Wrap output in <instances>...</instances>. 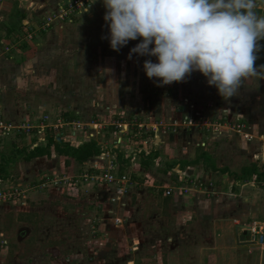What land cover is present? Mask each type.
<instances>
[{
  "label": "rangeland",
  "instance_id": "rangeland-1",
  "mask_svg": "<svg viewBox=\"0 0 264 264\" xmlns=\"http://www.w3.org/2000/svg\"><path fill=\"white\" fill-rule=\"evenodd\" d=\"M73 1L40 0L36 3L34 0V6L35 3L42 5L35 13L33 3L29 11L26 10L31 0H0V40L3 42L0 44V79L10 78L7 84L0 83V119L17 124L27 117L38 124L43 116L48 115L49 123L53 124L64 119L66 112H73L71 122L75 123L63 121L60 129H53L68 138L75 135L72 140L78 145L85 142V138L87 141L95 140L101 149V153L95 156L99 161L93 163L97 171L101 166L109 169L113 166L114 151L120 154L121 149L127 157H133L136 151L140 157L142 155V147L139 146L142 133L135 144L131 143L120 133L121 129L112 126L114 120L134 118L149 124L159 121L171 124L174 120L168 119L169 114H175L179 115L178 121L190 116L198 121L208 117L218 122L215 116L217 108L223 106L219 103L223 97L215 86L208 84L201 72L193 71L182 82L161 85L157 78L149 79L143 68L147 59L158 62L156 57L134 53L129 59L130 50L142 38L130 40L119 51L111 48L103 0H89L91 7L73 12L65 19L55 18L45 26L40 23L55 12L60 14L61 8L69 7ZM31 10L37 24L27 25L30 20L27 27L23 24L26 29L19 33L20 21L17 23L14 15L18 13L16 18L24 17L27 21ZM256 11L258 15H264V0H257ZM11 22L18 27L8 33ZM29 28H34L37 33H30ZM19 34L20 38L14 40L17 43H13L12 38L17 39ZM258 55L256 65L264 64V50ZM228 100L233 102V113H237L229 120L239 117L247 122V118L252 116L256 119L254 124L259 134L264 135V79L253 77L245 80L238 93ZM182 109L185 112L179 114ZM222 120L225 121L219 122V130L214 131L220 132L224 127L235 133L226 123V118ZM200 127L203 128H188L193 129L188 133L196 136L195 132ZM185 128L181 127L176 132L170 130L166 133L169 134L166 140L170 141L171 135H184ZM37 133L33 132L36 137L46 135V131ZM162 134L165 135L158 131L155 136ZM34 135L25 139L28 134H17V131L0 134V166L8 164V176L0 179V192L13 190V187L22 192L18 199H0V264H179V260L181 264H196L200 257L196 247L209 243L208 238H211L210 243L215 242L212 230L209 232L205 224L202 225L203 220L195 221L194 226L199 225V228L193 230L192 219L188 221L190 226L179 220L178 211L187 209L171 210L166 204L168 198H163V195H159V204L151 200L149 185L142 183L148 178L140 166L144 163L139 162L135 171L125 170L129 177L135 174L140 181L131 186L133 204L122 214V218L128 217L130 223L135 221L139 224V241H133L137 236L127 233L120 236L122 240L110 241L107 247L100 246L101 240L88 244L94 237L90 228L98 229L100 226L98 221L94 222V215L100 210L96 205L102 200L99 202L87 192L93 188L94 182L81 184L86 191L83 196L81 189L38 185L43 174H66L61 171L70 162L73 161L70 165L74 168H80L81 163L67 155L42 156L32 160L21 155L12 157L16 145L25 142L27 145L23 147L27 153L35 140ZM256 136L254 134L252 143H263L260 146L264 151V139L258 142L260 140ZM36 141L41 142L40 139ZM149 144L143 146L147 148ZM225 148L235 155L242 150L236 145ZM144 160L142 155L140 161ZM245 164V159L234 161L233 172L240 174ZM157 177L154 175L152 179ZM103 204L107 206L108 203L105 201ZM255 219L263 220L264 211H256L243 221L253 222ZM196 236L199 237L196 239ZM179 238L184 240L181 242ZM127 240L135 245L129 247Z\"/></svg>",
  "mask_w": 264,
  "mask_h": 264
},
{
  "label": "crops",
  "instance_id": "crops-1",
  "mask_svg": "<svg viewBox=\"0 0 264 264\" xmlns=\"http://www.w3.org/2000/svg\"><path fill=\"white\" fill-rule=\"evenodd\" d=\"M38 1L40 0H35L36 3ZM32 3L34 7L33 11L35 9V13H37V10L39 11V5L40 7H42V5L35 3L34 6V0H31L28 9L26 6V10L29 11ZM19 7L21 8L22 5L19 4ZM35 13L31 10L29 14L30 19L27 21L24 20V17L19 16V18H16L18 13L14 15L15 18L13 19L17 23L20 21L19 33L22 32V29H26L25 27H27V25L37 24ZM30 20L31 23L27 24ZM24 23L25 27L23 25ZM40 23L44 25L45 18H43ZM16 26L17 25L13 22L9 23L7 32H11ZM28 30L33 34L37 33V30L34 28H29ZM20 35L21 34L18 35L17 39L12 38L13 43H17V41L14 40H18ZM4 40L7 41V39ZM12 40L8 42L12 43ZM1 43H3L2 39L0 40V44ZM12 57L13 56L10 58ZM8 80H10L8 77L3 81L0 79V83H3V85L5 83L7 84ZM231 102V100H225L224 98L219 100V103L223 104V106L217 108L215 116L217 120L222 118H228L229 120L232 115H237V113H233L234 105L231 104ZM184 112V109H182L179 114H183ZM70 113L72 117L74 113ZM177 117H179V115L175 116V114H169L168 119L178 120ZM139 119H141V117ZM247 120L249 131L257 135L256 138L260 140L258 142H262L264 135L263 133L259 134L254 124L256 119L249 116ZM191 127L185 128L187 130L182 132L185 133L184 135H171L170 141L166 140L169 134H162L160 136L151 135L150 144L147 148L140 143L139 146L142 147L141 151L142 155L145 157V162L140 161L142 155L140 157L138 151L134 153L133 157H127L124 151L120 149L119 151L121 153H117L121 165L120 172L126 174V169L128 171L131 169L135 171L136 167L140 165L139 162L145 163L140 166L144 168L145 176L148 178L143 179L142 183L149 185L148 187H150L152 191L149 194L152 196L151 200L159 204V195H163V198H168V203L166 202V204L170 205L171 210L178 211L181 207L187 209L178 211L179 220L190 226L188 221L192 219L193 226H191V230H193V228L195 229V227L196 229L199 228V225H194L196 223L195 221L200 222L201 220H203L202 225L204 226L205 224L207 227L206 230L208 229L209 232L212 230L214 234L213 240H216L214 243H210L211 238H208L209 243L200 248L196 247L200 254L199 260H196V264H264V248L256 242H253L251 240L253 236L249 234L250 232L242 229L241 226L237 224V222H239L240 225L246 226L264 224V219H255L253 222L243 221V218H250L251 214H255L256 211H264V176L262 175L264 170V151H261L262 147L260 146L263 143L254 145V143H252L254 140H247L243 136L233 133L224 127L220 132L200 127L197 128L198 131L195 132V136L192 133H188V131L193 130H188V128ZM135 129L136 128L130 130L121 129L119 131L128 141H132L131 143L135 144V141H137V137L133 133V131H135V133L137 132ZM130 131L132 133H130ZM33 135H28L25 139H30ZM259 135H262V137ZM34 136L33 140H35L32 144L28 143L30 147L37 142L36 140L42 138L43 135L39 134L37 135L38 137H36V135ZM81 138L83 140V137ZM70 139H75V135H70ZM84 141L86 142L87 138H85ZM83 143L84 142L80 143V145ZM23 145H27V143L25 142L22 145L19 144V147ZM228 145L240 147L242 149L239 150L241 153L235 155L232 154L228 148L223 149V147ZM254 146L255 148H253ZM249 148L252 149V151H248ZM151 151L152 153L153 151L159 152V155L154 157ZM219 156L220 159L218 158ZM242 159H245L246 164L242 166L243 168L240 170V174L234 173L232 163L234 161H241ZM96 160L99 161V158H90L83 162V165L81 163L80 168L71 167L70 164L73 161H69L70 163L68 166L64 167L61 173L77 177L83 175L87 171H97L93 165ZM154 175L158 177L152 179ZM127 176L129 177V175ZM129 178V182L125 187V194L119 196L116 201H112V197L116 196L114 191H116L119 186L118 184L93 185V188L87 191L89 195L94 196L99 202L102 200L101 204L96 205V208L100 210L95 211L96 214L94 215V218H96L94 222L95 220L96 222L98 221L100 226L98 229L93 226L90 228V232L91 230L93 231L94 237L89 240L88 244L92 243L93 240H101L100 246L107 247L110 241H114L117 238L121 239L120 236L127 233L137 236L133 238V241H139L137 240L139 239L138 233H140L139 224L135 221L134 223H130L128 217L125 219L124 217L122 218V214H124L125 210H129L130 206L133 204L134 196L131 193L133 192L131 186H134L135 183L139 184L140 181L135 174ZM187 186H189V191L188 193H184L182 188ZM169 188L173 189V192L167 195L166 191ZM79 189L84 191L80 192L81 196L85 195V188L81 186ZM105 201L108 203L106 204L107 206L103 204ZM126 213L128 214L127 211ZM116 219H120L121 221L117 223ZM181 227L183 228L184 226ZM97 234H99V237H97ZM198 237L199 236H196V239ZM171 239L172 238H170V240ZM103 240L105 242H103ZM179 240L182 242L184 238H179ZM127 243L129 247L135 245L128 240ZM180 246L181 243L179 242V247ZM192 248L194 247L192 246ZM178 262L181 264V260Z\"/></svg>",
  "mask_w": 264,
  "mask_h": 264
},
{
  "label": "clouds",
  "instance_id": "clouds-1",
  "mask_svg": "<svg viewBox=\"0 0 264 264\" xmlns=\"http://www.w3.org/2000/svg\"><path fill=\"white\" fill-rule=\"evenodd\" d=\"M107 38L119 51L142 38L130 50L156 57L144 61L149 79L161 85L182 82L193 71L228 100L243 82L264 79V64L256 65L264 50V15L257 0H103Z\"/></svg>",
  "mask_w": 264,
  "mask_h": 264
},
{
  "label": "built area",
  "instance_id": "built-area-1",
  "mask_svg": "<svg viewBox=\"0 0 264 264\" xmlns=\"http://www.w3.org/2000/svg\"><path fill=\"white\" fill-rule=\"evenodd\" d=\"M91 7V3L89 0H74L73 2L70 3L69 7H63L60 10V14L55 12L56 14H52L46 18L45 24H50L51 21L55 18H63L68 17L73 12L81 11L85 8ZM64 16V17H63ZM49 116L45 115L43 118L40 119L38 124H35L33 120L26 118L19 123L15 124L13 122L7 121V120H2L0 119V134H9L12 133V131H17L18 133H25L28 135L33 134L34 131H37L38 133L44 132L47 129H60L59 126L63 124V121L65 123H75L71 121H66L64 119H58L56 123L50 124L49 123ZM218 122H214L212 119L205 117V118H200L198 121L197 118H192L190 116H185L181 120H174L173 123L168 124L166 121H159V122H154L153 124H149L146 121H139L138 119L131 118L130 120L126 119H117L114 120L112 123V126H115L116 128L119 129H134L137 130L133 131L134 135L142 133L140 136L142 139V142L144 145L150 143V137L151 135H155L156 132L161 131L164 134L169 132L170 130L176 132L179 128L181 127H189V126H202L203 128L207 129H213V130H219V122L220 121H225V120H217ZM226 123L229 124L232 128V130L243 136L247 140H252L254 138V134L249 131V126L248 123L239 117H236L234 121L226 119ZM95 124V123H94ZM63 126V125H62ZM61 126V127H62ZM98 127V126H96ZM101 127V126H100ZM138 139V138H137ZM45 136L40 138V141H44ZM39 142V143H41ZM121 142V139L119 140ZM36 142L33 144L31 147H35L39 144ZM205 144V143H203ZM112 167L109 168H104V167H99L100 170L98 171H87L83 175L80 176H71L68 174H62L59 175L58 173L54 172V174H43L40 178V186H45L47 184L55 185L58 186V188H66L67 189H79L81 184H86V183H91L92 181L94 182V185H101V184H118L119 186L116 189V192L119 194H124L126 192V185L129 182V177L125 173L120 172V162L118 160V154L115 152L112 155ZM13 190H8L4 191L3 193L0 192V199L2 200H14L18 199L22 192L19 191L20 189L13 187ZM182 190L184 193H188L189 191V186L183 187ZM173 189L169 188L166 191L167 195L172 194ZM3 197V198H2ZM119 198V195H116L112 197V201H116V199ZM121 220L116 219V222L119 223ZM238 226H241L242 229L249 231L253 238L251 239L253 242H256L258 245L264 248V224L263 225H251V226H246V225H240L239 222H237Z\"/></svg>",
  "mask_w": 264,
  "mask_h": 264
},
{
  "label": "trees",
  "instance_id": "trees-1",
  "mask_svg": "<svg viewBox=\"0 0 264 264\" xmlns=\"http://www.w3.org/2000/svg\"><path fill=\"white\" fill-rule=\"evenodd\" d=\"M260 43L264 45V40L260 41ZM63 116L64 120L72 121V117L69 112H66L65 114H63ZM100 153V146L95 140H88L87 142L78 145L73 143L72 139L65 137L64 135L59 133L58 130H54L52 128L46 130L45 140L41 144H38L37 146L31 148L27 153L26 149L23 146L19 147L16 145L15 149L13 150L12 157L21 155L26 160H32L33 158L42 156L53 157L54 155H67L74 158L78 162L83 163L88 159L99 155ZM158 155L159 152L153 151L152 156L155 157ZM7 167V163H4L0 166V179L8 176ZM262 175L264 176V170ZM40 182H38V185Z\"/></svg>",
  "mask_w": 264,
  "mask_h": 264
}]
</instances>
